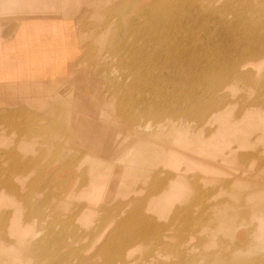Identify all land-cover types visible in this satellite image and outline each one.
Segmentation results:
<instances>
[{"label": "rangeland", "instance_id": "obj_1", "mask_svg": "<svg viewBox=\"0 0 264 264\" xmlns=\"http://www.w3.org/2000/svg\"><path fill=\"white\" fill-rule=\"evenodd\" d=\"M89 1L79 0V10L91 8L92 4ZM104 1L109 4L110 11L118 2L102 0ZM141 1L146 6L152 2ZM222 1L196 0L195 9L203 12L206 10L205 6L219 7ZM0 8V11L17 8L24 12L69 17L74 23V26L70 25L74 36L67 35L66 39L68 43L74 39L76 48L75 51L73 48L67 49V55L70 57L72 54L76 55L69 63L68 74L55 81L54 85L51 86L49 83L11 85L16 89L22 87L26 91L40 93L29 96V103L25 105L31 109L16 105L14 109L5 107L6 104L15 101L5 99L13 98L19 101L23 95L16 97L0 95V179L9 174L8 166L12 160L10 157L13 156V159H18L19 163H24L29 168L23 175L10 177L16 179L22 195L30 194L29 203H26L19 200L16 192H7L6 188H0V225L2 217L6 214L7 220L4 219V223L7 228L17 225L20 236L28 234L31 238L30 241L20 243L15 241L18 237L15 233L8 234L9 241L16 243L14 245L16 250L8 256L0 255V264H59L56 260L48 258L41 262L40 258L44 255L38 254L33 245L44 238L47 240L46 243L48 242L47 245H52L57 241L58 235L63 236V243L58 247V252L69 255L68 264H79L75 257L79 253L83 254L90 264H102L103 255L97 252L99 246H94V243L85 249L82 246L80 248L79 242H76L77 239L73 236L78 235H74L75 232L89 234L96 226L107 222V219H113L114 215L112 218H105V212L101 216H95L99 209L112 207L113 201L112 198L98 200L96 212L93 216H88L83 212L84 205L89 202L84 192L92 188L91 182L99 185L108 179H116L117 184L139 181L145 183L148 188L152 185L153 173L159 168L170 169L169 166L163 167L166 159L170 157L168 152L172 145L170 137L163 134L153 137V133L157 132L154 128L156 118L146 114V109H150V106L143 107L144 100L156 98L155 91L136 83L134 76L129 74L126 68L119 66L116 58L112 57L110 48L102 45L110 41L112 32L122 39L124 37L128 41L133 39L132 36H125L127 31L125 26H120L119 31L117 30L112 14L106 13L102 16L103 19L99 18L100 14L95 16L87 14L83 19L77 17L79 20L76 25L74 19L78 16L76 9L72 10L71 16L66 15V9L71 8L68 0H0ZM196 13L193 16L198 19L196 18L192 24L193 32L198 38L194 41L200 42L195 54L199 61L201 55L202 57L209 55L210 48L227 41L229 35L220 30L216 23L203 20ZM189 15L191 13L187 16ZM130 17L140 21L136 11ZM102 21L107 23V28L104 27L106 23ZM80 24L83 26H79ZM14 27L15 22L10 20L6 29L2 30L0 26V34L6 32L5 36H9L13 34ZM99 28H102V35L105 36L101 41L96 39ZM55 29L54 27L53 31ZM121 43L132 42L125 40ZM192 43L188 42L186 45ZM219 46L221 47V44ZM179 60L182 68L187 70L185 60L181 58ZM202 63H205V59ZM261 63V60L255 62L257 65ZM262 70L258 76L261 74L264 76V69ZM230 87L231 90H228L230 102L225 105L234 115L244 109L238 102L239 96L251 98L252 94L247 90H240L239 84L236 83ZM166 90L174 99L181 97L180 91L174 90L170 85H167ZM55 91L58 93L55 94ZM42 93L44 95H41ZM196 95L201 96V92ZM122 106L126 114H134L141 122V126L134 131H129L123 124L125 118L121 117L118 111ZM202 106L203 102L195 106V109ZM171 119L165 120H174ZM255 122L254 119L252 123ZM258 132L257 129L253 130L250 136H254L255 139ZM256 148L247 146L240 150L254 153ZM262 157L264 158V153ZM258 162V158L252 157L244 164L229 162L225 166L231 173L245 170V176L250 180L240 188L223 187L214 190L208 185H202L198 193L193 188H184L183 196L174 198L170 203L160 199L163 191L157 198L153 195V200L145 202L142 209L138 210L143 218L137 221L148 225L147 219L150 218L157 233L160 237L164 236L167 245L176 249V253L172 250L164 251L168 253L166 257L163 250H154V242L148 243L149 245L134 243L129 248L128 264H160V261L162 264H264V192L258 190L255 196L247 197V192L257 183L251 178L256 173ZM142 172H148L149 176L141 178ZM34 178L40 181L30 183ZM41 181L46 183L39 185ZM259 184L264 186V168L259 177ZM170 190L167 188L164 193ZM211 190L214 191L213 194ZM148 193V189H144L140 197L145 198ZM46 198V203L42 202ZM212 200L221 201L222 204L217 209L210 208L211 218H206L202 222L201 216H197L200 210L197 208V212L191 217L189 227H182L178 220H174L173 212L176 207H185L192 203L201 206L202 202L208 204ZM136 217L138 215L133 211L128 213L126 219L118 222L124 220V224L129 226ZM117 223L113 222L110 231L126 234V226L124 224L118 226ZM207 225L213 229L204 230ZM48 226L54 231L46 235ZM87 239H82L81 244ZM90 241L91 237L87 244ZM70 245H73V251L70 250Z\"/></svg>", "mask_w": 264, "mask_h": 264}, {"label": "bare ground", "instance_id": "obj_2", "mask_svg": "<svg viewBox=\"0 0 264 264\" xmlns=\"http://www.w3.org/2000/svg\"><path fill=\"white\" fill-rule=\"evenodd\" d=\"M68 1L71 8L66 9V15L71 16L75 8V12H78V16L74 18L76 25L78 18L83 19L87 14L90 16L100 14L99 18L103 19L102 16L110 13L114 16L113 22L118 31L120 26L126 27L125 36H132V41H128L125 37L122 39L112 32L110 41L102 45L110 48L112 57L116 58L119 66L126 68L128 73L134 76L136 83L155 91L156 98L144 100L143 107L150 106V109H146V114L156 118L154 128L157 132L153 133V137L163 134L169 136L172 143L168 149L170 157L163 165V167L169 166L170 169L159 168L156 173H153L152 185L148 188L145 183L139 181L117 184L116 179H108L99 185L91 182L92 188L84 192L89 202L84 205L83 212L93 216L98 200L112 198V207L99 209L95 216H101L105 212V218H112L113 215L114 218L107 219V222L96 226L89 234L75 232L74 235H78L73 237L77 239L76 242H79L80 248L82 246L85 249L94 243V246H99L97 252L103 255L102 264H128L129 248L134 243L145 245L154 242V250H163V252L172 250L176 253V249L167 245L164 236L160 237L157 233L150 218L147 219L148 225L137 221L143 218L138 210L142 209L145 202H151L153 195L157 198L163 191L160 199L170 203L174 198L183 196L184 188H193L197 193L202 189V185H208L214 190L223 187L240 188L250 180L245 176V170L231 173L225 169V166L229 162L244 164L252 157L259 159L256 173L251 178L257 183L247 192V197L255 196L258 190L264 192V186L259 184V177L264 168L262 157L264 153V76L263 74L258 76L264 69V0H223L221 6L213 8L205 6L206 10L203 12L195 9L196 0H152L148 6L141 0H129L127 3L118 0L111 11L109 4L102 0H90L92 7L80 10L79 0ZM134 11L140 16V21L130 17ZM189 13L191 15L188 17ZM195 13L199 14L203 20L207 19L216 23L220 30L229 35L227 41L220 43L221 47L219 44L215 45V48H210V54L205 57L201 55L199 61L195 54L200 42L194 41L198 38L193 32L192 24L197 18L193 16ZM102 23L106 22L102 21ZM92 24L94 25V22ZM81 25L83 26V24L79 26ZM104 27L107 28V23ZM101 30L102 28H99V35L96 38L98 41L105 37ZM54 31L57 32V29ZM94 31L93 29L92 33ZM67 35H73V28L70 25L63 39L67 38ZM125 40L132 43L122 44L121 42ZM74 42V39L69 42L68 50L72 49L71 43ZM188 42L193 43L186 45ZM180 58L185 60L187 70L182 68ZM204 59L205 63H202ZM258 60L262 61L260 65L255 64ZM233 83L239 84L240 90H247L252 94L251 98L239 96L238 102L244 109L234 115L225 105L230 102L228 90H231L230 85ZM167 85L180 91L181 97L174 99L166 90ZM199 92L201 96L196 95ZM129 102L131 103V100ZM202 102L204 106L195 109V106ZM118 111L120 116L125 118L123 124L129 131H134L141 126L140 120L134 114H126L123 106L119 107ZM166 118L174 120L166 121ZM254 119L256 122L252 123ZM256 129L259 132L254 139V136L251 137L250 134ZM247 146L257 148L254 153L240 150ZM10 159H12L8 166L10 172L7 177L0 179V188H6L7 192H16L19 200L29 203L30 194L22 195L19 185L15 182L16 179L10 177V175H23L29 166L19 163L18 159H13V156ZM147 176H149L148 172L141 173V178ZM39 181L34 178L30 183ZM45 183L41 181L39 185ZM167 188L171 190L164 193ZM144 189H148L149 193L145 198H141L140 193ZM46 200L47 198L42 202L46 203ZM221 204V201L212 200L208 204L202 202L201 206L192 203L185 207H176L173 217L182 227H189L192 222L191 217L194 212H197V208L200 209L197 216H201L203 222L206 218L212 217L210 208L217 209ZM133 211L138 217L134 222H130L129 226L124 224V220L118 222L126 219L128 213ZM2 218L0 255L8 256L16 250L14 246L16 243L9 241L8 234L15 233L18 236L15 241L20 243L30 241L31 238L28 234L20 236L17 225L7 228L4 223V219L7 220L6 214ZM113 222H118V226L124 224L127 233L110 231ZM20 225L19 221L18 226ZM209 225L204 230H212L213 227ZM51 231H54L53 228L48 226L46 235ZM90 237L91 241L87 244ZM82 239L87 240L81 244ZM56 240L52 245H47L46 238L33 244L38 254L44 255L40 261L48 258L56 260L59 264H68L69 255L58 252V247L63 243V236L58 235ZM70 250H74L73 245H70ZM182 250L185 252L184 249ZM164 255L167 257L168 253L164 252ZM75 257L79 264H90L81 253ZM162 263L160 261V264Z\"/></svg>", "mask_w": 264, "mask_h": 264}, {"label": "crops", "instance_id": "obj_3", "mask_svg": "<svg viewBox=\"0 0 264 264\" xmlns=\"http://www.w3.org/2000/svg\"><path fill=\"white\" fill-rule=\"evenodd\" d=\"M10 20L15 22L13 34H0V95H23L19 101L13 98L5 99L15 100L5 107L14 109L17 106L27 109L25 104L29 103V96L40 93L26 91L22 87L16 89L11 85L49 83L52 86L55 81L64 78L68 74L69 63L76 54L71 57L67 55L69 43L66 38L63 40V36H66L68 26H74V23L69 17L24 12L17 8L0 11L2 30L6 29ZM54 27L57 32L53 31ZM71 47L76 50L74 43H71ZM56 93L58 91H55Z\"/></svg>", "mask_w": 264, "mask_h": 264}]
</instances>
